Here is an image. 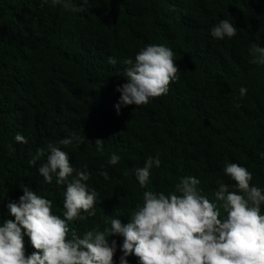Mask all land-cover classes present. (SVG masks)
<instances>
[{
	"label": "trees",
	"instance_id": "1",
	"mask_svg": "<svg viewBox=\"0 0 264 264\" xmlns=\"http://www.w3.org/2000/svg\"><path fill=\"white\" fill-rule=\"evenodd\" d=\"M225 19L236 35L214 38L212 27ZM149 44L172 49L178 78L146 105H123L124 61ZM257 45L264 47V0H71L68 9L51 0H0V225L14 220L8 205L23 188L51 200L63 218L67 185L55 175L45 182L39 167L47 145L69 137L81 140L58 146L97 193L95 215L69 222V238L72 230L81 238L103 231L112 218L127 224L145 191L171 194L187 176L225 218L215 193L218 182L234 184L224 172L229 163L247 168L264 191V64L249 51ZM18 133L27 143L15 140ZM38 148L45 155L30 165ZM113 153L116 165L108 163ZM149 157L161 163L141 187L135 169ZM112 240L120 264L123 237ZM126 259L139 264L135 255Z\"/></svg>",
	"mask_w": 264,
	"mask_h": 264
},
{
	"label": "clouds",
	"instance_id": "2",
	"mask_svg": "<svg viewBox=\"0 0 264 264\" xmlns=\"http://www.w3.org/2000/svg\"><path fill=\"white\" fill-rule=\"evenodd\" d=\"M70 2L51 0L53 5L61 4L66 9ZM236 32L237 28L226 19L211 29V35L221 40L234 37ZM249 51L255 63L264 64V47L257 45ZM174 56L165 45L149 44L136 54L134 62L126 59L123 77L127 82L117 87L120 103L142 106L166 95L180 71ZM108 63L115 65L117 61L109 57ZM246 92L241 87L240 95ZM15 140L27 143L19 133ZM74 140L81 138H63L58 145L66 146ZM103 142L99 139L95 142L100 151ZM58 145H47V159L39 172L47 183L55 175L57 184L67 185L63 218L52 213L51 200L23 188L19 202L8 205L14 220H5L0 225V264H114L117 243L115 240L109 243L113 235L123 237L120 264H128L126 258L130 255H135L139 264H264V214H261L264 191L251 184L252 173L237 163L224 168L234 184L218 182L215 193L227 213L225 218H221L217 204L199 194L200 181L187 176L171 194L145 191L142 205H137L127 224L112 218L110 227L103 231L93 229L81 238L72 230L69 238V222L86 218L82 213L95 215L92 209L97 193L90 192L85 183L89 173L74 168L68 154ZM44 155L45 149L38 148L29 164L35 165ZM119 161L120 157L113 153L108 163L116 165ZM160 163L159 158L149 157L143 167L135 169L141 187L149 181L150 169ZM101 175L107 179L106 172ZM25 236L35 249L31 255L26 254Z\"/></svg>",
	"mask_w": 264,
	"mask_h": 264
}]
</instances>
